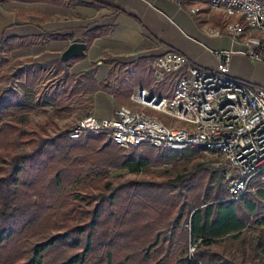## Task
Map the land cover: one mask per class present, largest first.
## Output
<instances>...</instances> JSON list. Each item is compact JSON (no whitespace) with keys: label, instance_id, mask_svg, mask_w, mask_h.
I'll return each mask as SVG.
<instances>
[{"label":"trees","instance_id":"trees-1","mask_svg":"<svg viewBox=\"0 0 264 264\" xmlns=\"http://www.w3.org/2000/svg\"><path fill=\"white\" fill-rule=\"evenodd\" d=\"M10 46L0 41V264L252 263L245 226L256 223L250 216L263 190L225 199L221 167L179 165L196 149L158 152L149 143L123 149L106 133L70 138L68 125H58L54 115L75 97L68 84L87 80L93 69L70 74L61 59L11 60ZM51 66V76H44ZM184 72L167 74L163 83ZM45 79L51 89L64 87L48 95L52 114L31 120L36 86ZM163 163L172 167L150 169ZM123 168L131 176L113 177L114 189L100 184L109 169ZM122 189L166 199L177 213L115 192Z\"/></svg>","mask_w":264,"mask_h":264},{"label":"crops","instance_id":"crops-1","mask_svg":"<svg viewBox=\"0 0 264 264\" xmlns=\"http://www.w3.org/2000/svg\"><path fill=\"white\" fill-rule=\"evenodd\" d=\"M186 4L197 6L198 10L191 14L186 6L177 9L170 0H0V41L11 44L6 51L11 60L37 61L60 59L72 41L85 43L83 54L62 60L65 63L60 67L70 74L90 69L93 73L87 80L68 84L76 90L75 97L65 104L68 110L54 115L58 125L70 124L85 115L113 116L114 108L129 102L135 86L154 88L160 92L158 95H171L176 81L164 84L165 77L159 80L161 86L154 85L150 70L152 58L167 49L183 53L192 64L204 69L216 67L218 51L236 50L230 55L228 73L264 85V74L258 70L260 62L237 52L245 47L243 38L235 40L226 33L208 31H222L227 19L239 16L210 9L208 0H186ZM92 34L90 42L84 41ZM53 71V66L45 69L44 76ZM44 82L41 80L36 86L38 105L32 111L39 110L41 114L35 120L52 114L48 95L59 93L64 87L51 89L44 87ZM121 170L129 173L126 168ZM254 204L257 210L250 219L257 221L245 226L250 237L244 248L246 256H252L250 262L264 264V235L259 233L264 229V194L256 197ZM174 212L176 215L177 207Z\"/></svg>","mask_w":264,"mask_h":264},{"label":"built area","instance_id":"built-area-1","mask_svg":"<svg viewBox=\"0 0 264 264\" xmlns=\"http://www.w3.org/2000/svg\"><path fill=\"white\" fill-rule=\"evenodd\" d=\"M177 9L185 6L191 14L197 6L186 0H170ZM210 9L237 15L227 19L223 30L210 28L233 39L243 38L244 49L237 52L264 64V0H208ZM218 51L215 68L204 69L174 49L154 56L150 70L156 81L182 67L171 95H158L135 86L129 102L120 104L111 117L85 115L67 126L70 138L89 133H106L120 148L149 143L158 152L196 149L218 159L221 183L227 200H237L248 191L264 188V85L252 84L231 76V53ZM150 111L169 117L164 122ZM200 240V239H198ZM194 244H189V252ZM255 264V263H248Z\"/></svg>","mask_w":264,"mask_h":264},{"label":"rangeland","instance_id":"rangeland-1","mask_svg":"<svg viewBox=\"0 0 264 264\" xmlns=\"http://www.w3.org/2000/svg\"><path fill=\"white\" fill-rule=\"evenodd\" d=\"M258 65H259V67H258L259 72L264 74V64L258 63ZM47 76H51V73H48ZM44 81H45L44 82V87H47L48 84H49V81H47V79H45ZM246 81H250V83L252 82V84L253 83L257 84V82H253L254 80H246ZM153 84L161 86L162 82L153 80ZM14 87L17 90V86L15 85ZM151 90L154 91L155 93H160L157 90H155L154 88H152ZM39 92H40V90H39ZM30 112H29V117H30L31 120H35L34 118L37 117L39 114H41L39 110L32 111V114H30ZM150 112L153 113L154 115H156L162 121L170 122V120H169L170 118L167 117V115H165V114H163L161 112H158V111H150ZM36 120H39V119H36ZM60 125H64V124H60ZM67 125H69V124H67ZM188 159H189L188 162H185V160H186L185 158H181L180 161H179L180 162L179 165H182L181 167H182V169L184 168V170H188L193 164L195 165L197 163H201V164H203V166L211 168V169H215V168L220 167L217 158L212 157L211 155H206V154H203V153H199L198 151H196ZM171 167H172V165L170 163H163V164L158 165V166H151L150 169L154 173H160L161 171H163L165 169H170ZM119 175H123L124 177H128L130 174L126 173L124 170H121V169H109V175L107 177L103 178L100 181V184H102L104 187H106L108 189H114V185L112 183V179H113V177H117ZM223 187H224V185H223ZM115 192L117 194H119V195H121L123 197L129 198L131 200H136V201H139V202H142V203H145V204L160 205L163 208H165L170 213L171 216L175 215V212H174L176 210L175 205L173 203H171L170 201L166 200V199L149 197V196H147V197L140 196L134 191L125 190V189H122V190H119V191L116 190ZM173 207H175V209ZM172 208L174 209V211L172 210Z\"/></svg>","mask_w":264,"mask_h":264},{"label":"water","instance_id":"water-1","mask_svg":"<svg viewBox=\"0 0 264 264\" xmlns=\"http://www.w3.org/2000/svg\"><path fill=\"white\" fill-rule=\"evenodd\" d=\"M85 43L81 41H72L67 47L61 52L60 59L67 60L77 55L83 54Z\"/></svg>","mask_w":264,"mask_h":264}]
</instances>
